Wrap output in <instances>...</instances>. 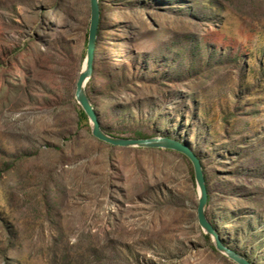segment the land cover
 <instances>
[{
	"label": "rangeland",
	"instance_id": "rangeland-1",
	"mask_svg": "<svg viewBox=\"0 0 264 264\" xmlns=\"http://www.w3.org/2000/svg\"><path fill=\"white\" fill-rule=\"evenodd\" d=\"M99 6L100 126L187 143L206 216L264 264V0ZM88 24L89 0H0V264H236L204 237L183 154L78 116Z\"/></svg>",
	"mask_w": 264,
	"mask_h": 264
},
{
	"label": "water",
	"instance_id": "water-1",
	"mask_svg": "<svg viewBox=\"0 0 264 264\" xmlns=\"http://www.w3.org/2000/svg\"><path fill=\"white\" fill-rule=\"evenodd\" d=\"M99 0H89V24L87 31L85 57L75 80L74 98L86 114L91 134L99 140L120 146H147L170 148L183 154L192 164L194 179L198 189L196 204V220L204 233H207L216 250L236 264H253L244 255L226 245L220 238L212 222L205 214L207 189L200 159L189 147L179 139L168 136L122 137L105 132L100 126L96 111L86 91V83L91 76L95 57V46L99 24Z\"/></svg>",
	"mask_w": 264,
	"mask_h": 264
},
{
	"label": "trees",
	"instance_id": "trees-1",
	"mask_svg": "<svg viewBox=\"0 0 264 264\" xmlns=\"http://www.w3.org/2000/svg\"><path fill=\"white\" fill-rule=\"evenodd\" d=\"M91 92H92V90H91ZM89 96H90V94H89ZM78 116H79L80 118L87 119V116H86V114L84 113V111L82 110L81 107H80V109H79ZM207 199H208V193H207ZM209 220H210V219H209ZM210 221L212 222V220H210ZM212 224H213V222H212ZM213 225H214V224H213ZM214 227H215L216 231L218 232V229L216 228L215 225H214ZM204 237L206 238L207 241H210V237H209V235H208L207 233L204 234ZM211 247H213L212 244H211Z\"/></svg>",
	"mask_w": 264,
	"mask_h": 264
}]
</instances>
